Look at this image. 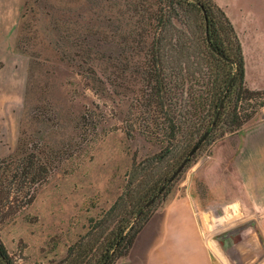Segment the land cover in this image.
Instances as JSON below:
<instances>
[{
	"label": "rangeland",
	"instance_id": "obj_1",
	"mask_svg": "<svg viewBox=\"0 0 264 264\" xmlns=\"http://www.w3.org/2000/svg\"><path fill=\"white\" fill-rule=\"evenodd\" d=\"M20 1L13 62L26 67L24 89L17 97H8V90L0 97V158L14 150L22 127L49 125L46 132L60 146L63 142L69 145L68 139L73 136L71 121L79 110L89 106L100 114V119L96 133L76 144L74 153L38 188L33 201L0 223V239L15 264H100L120 216L132 208L137 196L166 167L165 162L161 163L139 193L133 191L125 198L126 189L141 177L132 178L133 163H143L159 146L138 134L129 137L122 121L128 116L133 97L125 67L128 53L117 55L118 47H114L124 46L117 21L124 0H115V7L109 0ZM82 38L83 48H90L89 56L101 58L94 61L97 70L111 75L113 72L114 76L117 73L127 89L104 83L100 93L86 84L72 60L82 54ZM245 41V83L262 89L264 44L257 50L255 44ZM83 58L88 60V55ZM115 62L119 68L114 67ZM262 124L264 107L239 130L224 135L216 131L203 140L191 161L168 182V191L147 206L144 217L149 219L168 202L187 197L211 249L218 252L213 243L220 245L229 264H264V238L259 229L264 212V171H249L245 164L246 154L255 143L245 138L254 136L253 129H260ZM261 161L264 164V155L257 157L253 168ZM120 200L125 204L118 203ZM234 204L242 217H236L239 210L233 209Z\"/></svg>",
	"mask_w": 264,
	"mask_h": 264
},
{
	"label": "trees",
	"instance_id": "obj_2",
	"mask_svg": "<svg viewBox=\"0 0 264 264\" xmlns=\"http://www.w3.org/2000/svg\"><path fill=\"white\" fill-rule=\"evenodd\" d=\"M109 1L116 6L115 0ZM121 5L117 21L124 46L114 47L120 49L117 55L128 53L125 67L131 87L122 84L117 73L114 76L113 72L111 75L97 70L94 61L101 58L89 56L90 48H83L84 38L79 42L82 54L72 60L86 84L100 93L104 83L115 89L128 88L133 97L128 116L122 117L126 134L132 138L141 135L159 146L143 163H133L132 178L141 177L135 184L129 181L133 185L126 189L125 198L133 191L139 193L161 163L165 162L166 167L137 196L132 208L120 216L100 264H112L127 254L148 219L144 216L150 206L142 210L143 204L154 194L158 198L168 191L169 176L205 132L203 142L216 131L220 135L235 132L264 106V88L246 85L240 40L223 9L213 0H124ZM85 55L88 60H84ZM114 67L119 68L117 62ZM137 83L141 87H135ZM99 115L89 106L79 110L71 121L73 136L68 139L69 145L63 142L59 146L50 139L46 132L49 125L22 127L14 150L0 158V223L29 205L38 188L74 153L76 144L96 133ZM192 158L188 157L186 164ZM0 264H15L1 239Z\"/></svg>",
	"mask_w": 264,
	"mask_h": 264
},
{
	"label": "crops",
	"instance_id": "obj_3",
	"mask_svg": "<svg viewBox=\"0 0 264 264\" xmlns=\"http://www.w3.org/2000/svg\"><path fill=\"white\" fill-rule=\"evenodd\" d=\"M223 9L232 23L240 40L247 70L246 41L255 44L261 50L264 44V6L263 0H213ZM20 0H0V97H17L23 93L26 67L16 66L13 62L15 43V27L21 11ZM261 48V49H260ZM264 50V49H263ZM3 94V95H2ZM7 98V97H6ZM264 107V106H263ZM264 124L254 132L253 146L249 148L248 161L245 163L249 171H264V164L253 168L257 157L264 155ZM248 147H246L247 149ZM256 148V149H254ZM259 161V160H258ZM260 163V162H259ZM252 166V167H251ZM257 168V169H255ZM264 197V195H263ZM236 217H242L239 207ZM259 229L264 238V212L260 216ZM233 232H225L224 235ZM215 242V241H214ZM206 244L192 208L191 200L180 197L168 202L162 210L153 213L144 223L134 238L127 254L115 264H229L222 253ZM219 246V247H218Z\"/></svg>",
	"mask_w": 264,
	"mask_h": 264
},
{
	"label": "water",
	"instance_id": "obj_4",
	"mask_svg": "<svg viewBox=\"0 0 264 264\" xmlns=\"http://www.w3.org/2000/svg\"><path fill=\"white\" fill-rule=\"evenodd\" d=\"M231 81V79H230ZM229 81V82H230ZM220 107H221V103H220ZM218 113L215 116V119L217 117ZM207 135V132H205L196 142L195 144L190 148V150L187 152L186 156L182 159V161L179 163V165L175 168V170L172 172V174L169 176L168 178V182H170L183 168L184 165L187 162L188 157L192 156L194 154V152L197 150V148L199 147V145L202 143V141L205 139V136ZM164 187V185L161 186V188L158 190L161 191V189ZM156 197V194H154L150 199H148L143 207H147ZM140 214V212L138 213V215Z\"/></svg>",
	"mask_w": 264,
	"mask_h": 264
},
{
	"label": "bare ground",
	"instance_id": "obj_5",
	"mask_svg": "<svg viewBox=\"0 0 264 264\" xmlns=\"http://www.w3.org/2000/svg\"><path fill=\"white\" fill-rule=\"evenodd\" d=\"M213 245H214V243H213ZM214 248L218 251V249H217V247L214 245Z\"/></svg>",
	"mask_w": 264,
	"mask_h": 264
}]
</instances>
